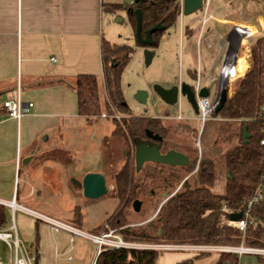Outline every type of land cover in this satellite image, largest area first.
Segmentation results:
<instances>
[{"label": "rangeland", "instance_id": "374dc122", "mask_svg": "<svg viewBox=\"0 0 264 264\" xmlns=\"http://www.w3.org/2000/svg\"><path fill=\"white\" fill-rule=\"evenodd\" d=\"M210 1L214 10L223 3L230 2V7H223L222 12L226 13H233L241 5L240 0ZM245 11L247 13L246 19L250 17V22L255 25L253 31L256 30L257 32L252 35L249 33L243 43L240 44L237 53L238 55L243 54V56L235 63L230 80L239 76L241 73L239 68L250 64V45L258 37L264 36V0H248ZM224 14L222 13V15ZM194 15L196 13L184 15L182 20L187 22ZM112 25L115 26V33L118 36L119 42L116 43L128 44L134 49L121 79L125 101L131 112L134 115L160 117L161 121L171 128L167 134L169 142L173 145H182L184 151L190 154L191 160H194L196 155L198 159L197 164L195 163L196 167L200 158L206 152H209L208 154L213 157H217V154L222 152L230 142H224L212 133L208 135L209 130H204L207 124L202 125L196 120L197 113L185 97L181 96L178 103L168 105L153 89L154 85L167 88L170 85L172 87L182 83L181 81H185L188 62L187 44L182 39V34L180 36L178 24L166 29L158 45L153 47L137 43L127 12L115 16ZM210 26L215 27L214 22H208L205 29H210ZM226 29V27L225 29L220 28L221 31ZM212 46L213 48L208 50L202 47L203 68L206 69V72H210L218 62L219 44L215 36H213ZM145 51L153 53L151 62L148 65L145 63ZM231 82L234 85L237 81L232 80ZM140 90L148 93L145 103H140L136 99V94ZM215 93L216 88H211L210 97L213 98ZM230 95L231 93L228 96ZM110 109L111 114L104 112L100 116L84 117L78 122L72 123L60 140L56 142L55 138L54 144L48 143L49 146L53 147L55 145L58 148L35 154L30 163L26 161L27 164L23 163L22 160L21 181L25 176L28 177L29 188L35 189L36 192L31 200H22L19 196L16 200L18 206H24L43 213L65 224L68 229L75 228L95 235L103 230L106 223H109L111 228L119 232V226L113 225L116 219L120 218V201L113 191V180L116 172L125 162L124 156L127 155V151H130L135 165V143L129 141L128 146L126 137L118 131V125L122 126V116L112 106ZM178 109L183 113V120L178 119L177 115L171 116L172 112H177ZM212 120L220 122L224 119L214 117ZM177 124L182 125L178 126ZM188 129L192 130L188 131ZM206 142L207 145H205ZM214 151L219 152L214 153ZM25 159L27 160L28 157ZM158 171L159 176L157 179H149L143 182L147 193L138 199L140 202L138 210H134L133 203L124 208L123 213L127 216L128 226L136 227L152 220L161 205L181 188L183 180L186 178L190 185H197L198 183L195 177L196 169L187 172L184 169H178V167L168 166L159 167ZM92 173H102L104 175L107 189V193L96 200L86 198L81 186L83 177ZM173 173L176 176H182V179L174 180L175 178L170 176ZM217 184L214 191L221 190L220 182ZM23 185L22 182L20 185L21 193ZM4 210L5 226L11 224L14 217L19 238L28 248H33L39 238L42 241L41 247L42 245L44 247L46 243L50 244L54 240H59L68 245H77L82 249L81 256H75L71 253V261H61L60 264H73L76 258L79 260L78 264H85L89 257L85 254L82 255L89 248L94 253L90 263L92 264L95 259V245L90 239L74 236L66 230L55 232L45 221L37 219L21 207H18L13 213L8 206H5ZM200 253L202 252L165 250L159 254L156 264H176L186 258H192L194 264H214L219 256L218 252L211 251L195 257ZM83 257L84 261L81 262ZM49 258V256H41L39 264H48ZM2 261L3 264H8V257L5 253H2ZM246 263L256 264L255 257L245 255L240 264Z\"/></svg>", "mask_w": 264, "mask_h": 264}, {"label": "trees", "instance_id": "16d2710c", "mask_svg": "<svg viewBox=\"0 0 264 264\" xmlns=\"http://www.w3.org/2000/svg\"><path fill=\"white\" fill-rule=\"evenodd\" d=\"M109 12L124 9L136 31L135 10L141 11L142 34L157 24L161 30L152 33L157 46L165 30L176 24L181 13V0H139L123 8L120 5H106ZM142 45V44H141ZM133 47L128 44L111 43L102 38L101 56L103 79L94 74H78L72 80H59L72 88L77 96L78 114L82 117H96L104 112L111 114L110 107L122 116V126L118 131L126 140L135 143L148 142L146 131L150 130L162 136L155 145L164 154L175 150L185 154L189 163L186 166H170L185 171L196 169L197 185L185 181L181 188L169 197L160 207L155 217L146 224L128 226L127 216L123 213L128 204L146 195L143 182L157 179L159 167L167 165L146 162L137 170L130 151L124 156L125 162L114 176V192L120 201V218L113 223L119 226V233L125 241L141 244H193V245H233L241 243L247 247L264 248V198H260L251 207V219L244 232L223 220H229L231 214H237L247 208V203L256 194L261 174L264 172V158L260 139L264 135V125L259 118L264 91V36L258 37L249 49L250 67L242 76L234 77L238 81L236 89L228 96L214 117L224 120H209L204 130L208 135L215 134L220 140L230 144L219 152L217 157L204 153L198 162L197 156L191 160L182 145L171 144L167 134L170 126L160 118L134 115L125 101L122 88V74L130 61ZM231 80V81H232ZM234 83V82H233ZM181 126L182 124H177ZM246 127L247 141L243 139ZM187 127L185 126V129ZM192 129H188L191 131ZM207 134V132H206ZM205 135V134H204ZM219 140V139H217ZM216 142V141H214ZM232 142V143H231ZM207 145V142L205 143ZM196 163V164H195ZM174 180L182 176L170 174ZM220 182L219 191L214 187ZM226 205L227 211H222ZM5 206L0 205V224L5 222ZM161 250L153 248H120L103 250L95 258L94 264H156ZM202 252L195 257H199ZM256 264H264V256L255 258ZM238 257L233 253L222 252L214 264H237ZM176 264H194L192 258L178 261Z\"/></svg>", "mask_w": 264, "mask_h": 264}, {"label": "crops", "instance_id": "0c3cea01", "mask_svg": "<svg viewBox=\"0 0 264 264\" xmlns=\"http://www.w3.org/2000/svg\"><path fill=\"white\" fill-rule=\"evenodd\" d=\"M247 1L240 0L238 9L233 13H226L222 10L230 7V2L217 7L221 10H214L211 1L204 0L202 11L187 22L182 20L184 15L180 13L176 24L180 36L182 34V39L187 44L188 56L185 81L181 82L189 84L191 78H195L196 82L199 78L205 80L207 72L203 68L202 47L207 50L213 48V36L219 44V58L215 64L218 69L234 28L240 27V32L247 34V28L253 30L255 25L250 22V17L246 19ZM133 2L134 0H0V202L8 203L17 200L19 196L22 200L34 197L36 190L29 188L28 177L25 176L21 181L22 160L28 157L27 163H30L35 154L58 148L55 145L51 147L48 143L54 144L55 138L56 142L60 140L72 123L84 118L78 114L74 90L58 81H70L82 73L94 74L103 79L102 38L111 43L119 42L112 21L115 16L127 12L124 9L109 12L104 6L120 5L125 8ZM210 21L214 22L215 27L210 26L206 30L205 26ZM225 27V31L220 30ZM256 32H251V35ZM241 56L243 54L238 55L236 62ZM249 65L239 68L240 72L244 71L242 76ZM18 95L24 102L34 104L29 115L20 120L8 117L3 109L5 100L15 99ZM178 114L183 116L180 109L172 112L171 116ZM22 182L24 185L21 193ZM82 232L85 235L74 236L86 237L87 233ZM41 244L39 238L33 246L38 253L37 264L43 255L50 257L48 264H60L61 261H71V253L81 256L82 252L81 247L59 240L46 243L44 247ZM84 254L89 257L85 264H89L94 256L92 249L83 252L82 256ZM78 261L76 258L73 264H78ZM83 261L84 257L81 262ZM94 261L95 259L92 264Z\"/></svg>", "mask_w": 264, "mask_h": 264}, {"label": "built area", "instance_id": "2783aa9c", "mask_svg": "<svg viewBox=\"0 0 264 264\" xmlns=\"http://www.w3.org/2000/svg\"><path fill=\"white\" fill-rule=\"evenodd\" d=\"M181 11H182V3H181ZM248 36V34L246 35ZM245 38V37H244ZM242 43V41H241ZM240 43V44H241ZM239 44V46H240ZM235 61L232 62V58L225 66L224 75L222 78L223 85L226 86L229 93H233L236 89L239 80L232 85L229 82L228 75L232 71L235 66V62L238 58V53L234 54ZM232 62V63H231ZM201 86L199 85L198 81L195 84V91H196V102L198 107L197 117L196 120L199 121L202 125H204L207 121L214 118V111H215V97L217 95L218 90L215 93L213 98L209 96L207 97H199L198 92ZM262 104L259 108V118L262 120L264 125V91L262 93ZM34 104L32 102H24L20 96L18 95L15 99L5 100L3 102V109L7 113L8 117L16 120H20L21 118L29 115L31 109L33 108ZM119 118V117H118ZM178 119H184L181 114L177 115ZM260 146L262 148L263 158H264V135L260 139ZM260 198H264V172L261 174L259 178V182L256 188L255 196L248 201L247 208H245L241 213V217L238 221H231L223 220L221 223H227L232 225L238 230L244 232L247 226L248 221L251 219V207L254 203H256ZM0 205L8 206L11 208L12 213L20 206H18L16 200H12L8 203L0 202ZM26 212L30 213L34 217L39 220L45 221L49 224L53 229L59 230L64 229L72 233L73 235H85L82 231L72 228L68 229L65 224H62L59 221H56L48 216L43 215L40 212L23 208ZM222 211H227L226 205L222 207ZM95 245V256L97 257L103 250L106 249H120V248H153L157 250H190V251H197V252H226V253H233L236 254L238 257V263H241L242 258L245 255L248 256H256L261 255L264 256V248L258 247H247L244 246L242 243L237 246L233 245H193V244H141L135 242H128L125 241L119 232L111 228L109 223L104 225L103 230L99 234H86ZM2 253H5L8 257V264H37L38 261V253L33 248H28L26 244L19 238L18 231L16 224L14 222V217L12 218V223L8 226L5 224H0V264H3L2 261ZM95 262V261H94ZM94 264V263H93ZM249 264V263H246Z\"/></svg>", "mask_w": 264, "mask_h": 264}, {"label": "water", "instance_id": "95a60500", "mask_svg": "<svg viewBox=\"0 0 264 264\" xmlns=\"http://www.w3.org/2000/svg\"><path fill=\"white\" fill-rule=\"evenodd\" d=\"M204 0H182V14L183 15H191L198 11L202 5ZM134 2H139V0H134ZM136 14V31L135 38L137 43L142 44L144 46H151L154 44V40L152 39V33L156 30H161L162 25L157 24L154 27L150 28L146 31L145 35L142 34V22H141V11L140 9L135 10ZM240 32V27L234 28L232 35L230 37L229 43L237 40V45L240 43L242 38L246 37L247 33L242 32L236 36L235 34ZM153 53L151 51H145V63L148 65L151 62ZM235 56L233 55L232 62L234 63ZM231 62V63H232ZM225 69L221 72V77L224 75ZM222 79V78H221ZM223 83V81H221ZM224 84V83H223ZM220 84L218 87V92L215 97V113L219 112V110L223 107L224 103L228 98V90L225 85ZM153 89L155 93L168 105H174L178 103L181 96L185 97L188 102L191 104L194 111L198 112L197 102H196V91L195 85L182 82L180 84L174 85L170 88H164L160 85H154ZM210 94V89L208 86H203L200 88L198 92L199 97H207ZM148 93L146 91H138L136 94V99L140 103H145L147 99ZM146 137L152 141H162V136L159 134H155L150 130L146 131ZM243 139L247 141L248 134L246 131V127L243 128ZM128 151L126 152V154ZM28 160V159H27ZM26 159L23 160V163H26ZM134 162L136 169L139 170L146 162H152L167 166H186L189 163L188 157L178 151L170 150L164 154H162L156 145L147 144L145 142H138L135 145L134 149ZM81 186L83 189V194L88 199H98L104 196L107 193L105 177L102 173H92L86 174L81 182ZM139 200L133 201L134 210H138L139 208ZM241 217V213L231 214V221H238Z\"/></svg>", "mask_w": 264, "mask_h": 264}, {"label": "flooded vegetation", "instance_id": "af4514ba", "mask_svg": "<svg viewBox=\"0 0 264 264\" xmlns=\"http://www.w3.org/2000/svg\"><path fill=\"white\" fill-rule=\"evenodd\" d=\"M203 7H204V1H203L202 7L198 11H196L195 13L201 12ZM242 40H243V38H242ZM241 41H240V43H241ZM239 44L237 45L236 38H235V41L233 40V42L229 43L227 50L225 51L224 56L222 57L221 63L219 64V68L217 69L216 66L214 65L212 67V70H210V72L209 71L207 72V76H206L205 80L204 79L202 80L201 78H199V80H197L201 87H203L205 84V86H208L209 89L215 87L216 91L218 90V87L220 86V84H222L221 72L225 68L227 63L230 61L231 57H233V55L239 51ZM189 84L194 86L196 84V79L191 78ZM155 143H156V141H152V140L148 139L147 144L155 145ZM185 181H187V178L185 180H183V183ZM92 200H96V199H92Z\"/></svg>", "mask_w": 264, "mask_h": 264}, {"label": "bare ground", "instance_id": "6f19581e", "mask_svg": "<svg viewBox=\"0 0 264 264\" xmlns=\"http://www.w3.org/2000/svg\"><path fill=\"white\" fill-rule=\"evenodd\" d=\"M245 30V29H244ZM243 30V31H244ZM247 31H249V33H251V32H253V30L252 29H250V28H247L246 29ZM241 32H239V33H237V34H235L236 36H238V34H240ZM232 72H233V69H232V71L229 73V75H228V79H229V82H230V78H231V74H232ZM230 77V78H229Z\"/></svg>", "mask_w": 264, "mask_h": 264}]
</instances>
